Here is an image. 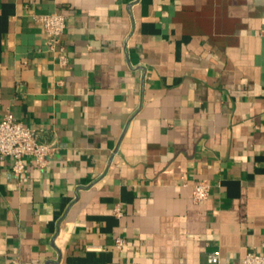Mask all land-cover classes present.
<instances>
[{
    "label": "crops",
    "instance_id": "obj_1",
    "mask_svg": "<svg viewBox=\"0 0 264 264\" xmlns=\"http://www.w3.org/2000/svg\"><path fill=\"white\" fill-rule=\"evenodd\" d=\"M6 113L58 148L0 158V264L264 255V0H0Z\"/></svg>",
    "mask_w": 264,
    "mask_h": 264
},
{
    "label": "built area",
    "instance_id": "obj_2",
    "mask_svg": "<svg viewBox=\"0 0 264 264\" xmlns=\"http://www.w3.org/2000/svg\"><path fill=\"white\" fill-rule=\"evenodd\" d=\"M32 18L45 33L48 46L54 48L66 29V16L62 12L49 11L34 13ZM59 59L61 63L65 62L63 55H59ZM57 148L55 143L39 141L35 129L24 125L12 113H6L0 117V158L12 159L11 172L14 176L23 174L27 158L32 159L36 167L43 168ZM209 189L210 185L205 180L193 183L191 185L192 200L197 203L206 200ZM116 211L118 212L117 209ZM122 245L123 239L116 237L115 246L121 248ZM208 261L213 264L220 263L219 251L210 252ZM12 264L18 263L14 261ZM239 264H264V255L253 251L247 252Z\"/></svg>",
    "mask_w": 264,
    "mask_h": 264
}]
</instances>
